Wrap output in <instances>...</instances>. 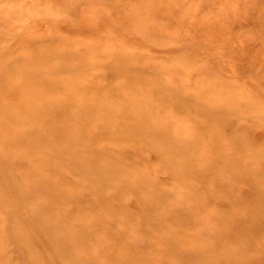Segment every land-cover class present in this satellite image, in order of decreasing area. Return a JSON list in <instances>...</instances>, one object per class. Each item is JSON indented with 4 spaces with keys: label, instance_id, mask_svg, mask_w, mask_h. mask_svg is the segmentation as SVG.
<instances>
[{
    "label": "bare ground",
    "instance_id": "bare-ground-1",
    "mask_svg": "<svg viewBox=\"0 0 264 264\" xmlns=\"http://www.w3.org/2000/svg\"><path fill=\"white\" fill-rule=\"evenodd\" d=\"M23 1H19L20 5ZM61 1L71 5L80 0ZM169 1L182 3L183 0H137L130 5L121 3L119 11L128 12L125 15L132 19L126 24L138 15H158L160 19L174 15L181 20V27L189 16L183 11L184 6L168 4ZM4 6L7 12L9 5ZM12 12L17 17L19 12ZM8 14L1 15L0 19H6ZM260 19L264 29V8ZM12 24L8 26L12 28ZM132 24L129 25L134 27ZM27 26L30 27L26 23ZM166 27L175 30L171 24ZM191 27L197 33L194 24ZM18 31L14 32L16 37L21 34ZM27 34L14 40L18 48L14 44V47L3 46L0 42V149L3 153L0 157V255L5 264H100L85 258L90 241L97 233L101 236L93 242L94 249L103 256V264H155L153 260L158 264L165 259L170 264H264V139L248 148L245 138L244 146L238 150V143L245 136L238 133L242 125L246 135L251 131L248 126L251 122L241 114L252 104L235 99L236 95L231 92L236 87H229L221 78L218 83L201 80L183 86L190 60L178 63V71L167 72L177 82L170 84L163 81L162 72L150 69L151 65H140L135 58L127 60L99 51L92 60L94 54L84 50L85 45L81 47L82 55L81 51L80 56L72 54L68 60H58L61 63L52 65L50 62L62 56L56 55L39 38L28 39L31 37L27 38ZM1 35L0 41L7 33ZM22 47L28 59L19 54L23 53ZM193 65L198 71L210 73L208 64L194 62ZM100 68L104 71L96 73L98 79L104 81L111 76L118 83L101 85L94 83L93 78L91 81L90 72ZM63 73L74 77H62ZM254 74L262 88L264 64L261 61ZM79 77H87L92 83L86 80L89 84H81ZM118 78L123 80L119 83ZM162 107L178 111L181 116L187 114L189 118L185 121L190 120L194 125L186 130L204 131L210 137L178 138L184 132L188 136L182 125V128L177 125L178 133L173 135L172 121L158 112H162ZM149 115L156 117L148 120ZM231 116L247 125L238 121L236 127L240 130L234 131L235 135L224 136ZM177 118L181 120L180 116ZM59 119H63L62 125H57ZM13 124L15 127L11 128ZM124 144L131 148L129 153L136 162L142 159V151L153 152L158 159L155 164L160 161L159 167L168 173L169 184L184 187L185 196L172 199L159 186L145 187L144 182L151 173L147 178L139 171L126 172L128 166L123 155L127 157L128 152L118 148ZM13 152L26 155L16 158L18 155L12 156ZM11 192L15 196H9ZM124 192L130 196L121 202ZM34 197L36 200L28 206L26 203ZM187 199L191 200L188 204ZM212 205L215 210H206V217H194L195 212ZM133 208L139 212V244L124 239L132 227L128 215ZM231 208H234L232 213ZM50 210L59 215L62 225L45 218ZM86 216L92 218L86 221ZM122 217L125 219L121 220ZM212 225L216 227L215 241L205 244L200 238L204 233L209 234ZM8 241L15 244L11 252L7 250ZM217 244L222 248L221 253L216 251ZM232 244L235 246L231 247ZM184 247L191 251L186 258L181 253Z\"/></svg>",
    "mask_w": 264,
    "mask_h": 264
},
{
    "label": "rangeland",
    "instance_id": "rangeland-1",
    "mask_svg": "<svg viewBox=\"0 0 264 264\" xmlns=\"http://www.w3.org/2000/svg\"><path fill=\"white\" fill-rule=\"evenodd\" d=\"M3 1L5 2L6 0H0V12L3 13L4 15L0 13V17H2L1 15L5 16V13L7 15V12H10V14H8L9 17H6L7 20L4 18L0 19V34L4 35V33H7V35L6 36L4 35V37H2L1 35L2 37V40L0 41L1 45H3L4 43L3 46L9 45V47H14L15 43H17L14 40L19 35L21 36L22 34L25 35V36L22 35L23 37H26V34L28 32L27 35L29 36H27V38L31 37L28 39L32 41L34 40L36 41V39L39 38L42 41H44V43L48 44V46L51 49L55 50L56 55L62 56L60 57L62 59H54L53 60L54 62L53 61L50 62V64L52 65H57L61 63L63 60H68L70 58L69 55L72 54L80 56L79 52L81 53V51H82L81 53L82 55L83 54L82 49L87 47L84 50H87L88 53H90L91 51V55L94 54L93 56H91L93 57L92 60H95L94 56H96L99 51L110 52L113 56L117 55L118 58L119 57L126 58L127 60L135 58L136 59L135 61H139L140 65L142 64L147 66L151 65V67H149L150 69L162 72L163 74L162 77L164 82H168L170 84L175 85L177 84V82L172 81L171 78H169L167 72L170 70L178 71L179 64L182 61L190 60L191 65L194 67H195V65H193L194 62L197 65L208 64L210 73L205 72V70L203 69L198 71L196 70V68L191 67V65L187 66L185 72L186 81L182 85L188 86L192 84L193 81H201V80H208L210 83H218L221 81L220 80L221 78L224 84L228 85L229 87H231V85L236 87V89L235 90L232 89L231 92L232 94L234 93L236 95L235 96L233 94L235 96V99L242 101L244 103L247 102L249 105L250 103L252 104L251 107L246 106L244 112L241 114V116L246 117L247 122L248 121L251 122L248 123V126L250 127L251 131L249 132V136L246 135V133L244 132L245 128L243 125H242L243 128H241V130L238 127H236L238 121L241 123L244 122L240 120L236 121L235 116H231L229 118L231 119L230 126L228 127L227 134L225 133L224 136L235 135L234 131L237 132L238 130H240L238 131V133H240V136H244V135L245 136L244 138L242 137L243 139L241 138L240 143H238V150L242 149V147L245 144L244 141H246V139L248 141L247 142L248 148H250L253 142L263 141L264 139V119H263L264 80L262 82L263 87L260 88L256 83L258 81L254 74V70L256 71L258 70L259 61H261L264 64V29H263V23L260 19L262 8H264V0H238V1L204 0V2H198V1L192 2V0H183L182 3L176 1L167 2L168 4L173 3L176 4L178 7H182V8L184 6L183 11H185V13L188 14L189 17H185V19L183 18L184 23L181 24V27L179 24L181 20L178 19V16H174V15H168L167 16L168 18L165 19H160L158 15H148V16L138 15L134 17L133 21L126 24L125 23L126 21H130L132 19L127 18L128 15H125L128 12L125 13L123 11H119L122 10L120 8V4L123 3L125 5H130L136 3L137 0H118L115 3L110 0H80L78 1V3L74 2L71 5L65 4L61 0H59L60 2H58V0L54 1V2H58L56 4L53 3V0L40 1L42 2V4L39 2V0H37L41 5H39L36 0H28V1L24 0L25 2L23 0H10L11 2L7 0L5 4ZM19 1H23L24 3L21 2L20 5ZM34 3H36V5ZM16 4L19 5L16 6V8L18 7L17 10L16 8L13 9L14 5ZM51 4H53V6ZM4 5H6V7H8L9 5V9L6 8L7 12H5V8H3L5 7ZM51 6L54 8H52ZM20 8H21L20 11L21 14L19 12ZM107 8H109L108 11H106ZM115 8L117 9L114 10ZM7 9L8 10L12 9L13 10L12 14L14 13V11L19 12L18 14L15 13L17 14V17L15 15L14 16L15 19H14V17L11 15L12 10L8 11ZM30 9L35 12L32 13ZM25 10L28 12H25ZM177 10L180 9L177 8ZM217 10H219L218 17L220 18H217V12H218ZM182 14L184 15V13ZM224 15H225V19L222 18ZM23 17H25L26 21L23 19ZM12 18L14 20H12ZM2 21H4V23H1ZM20 21L24 23H21ZM132 22H133L132 25L134 27H131L129 25ZM12 23L17 26H14ZM26 23L30 25L31 28L29 26H27L28 28H26L25 27ZM177 23L179 24V26ZM8 24H12V28L10 25L8 26ZM166 24H171L175 30H173L172 27H166ZM191 24H194L195 29L198 30V31L196 30L197 33L193 30L194 28L191 27ZM20 25L22 26V28L20 27ZM32 25L34 26L33 28ZM23 27H25L27 30L25 28H24L25 30H21L23 29ZM18 29H20L23 32H21L20 30L18 31ZM17 31L20 32L21 34L18 33L19 35H17L16 37L15 33H17ZM12 32L15 33L12 34ZM8 34L9 35L12 34L11 35L12 37L11 36L9 37ZM251 34L254 36L253 38ZM195 35H198L199 37ZM7 37H9L10 39ZM248 37L251 38L246 40V38ZM7 40H9L8 41L9 43L7 42ZM17 45H15V47H17ZM83 45H85V47ZM22 48L24 49L23 53L25 54H23L20 51L19 54L24 56V58L28 59L26 52H24L25 48L24 47ZM102 55L103 54H101V56ZM58 60H60L61 62ZM145 62H148V64L147 63L145 64ZM138 63L136 65H139ZM176 63L177 64L179 63L178 66ZM76 64L77 65H74L75 67L78 66V63ZM165 64L168 66H166ZM22 68L24 69L26 67L23 66ZM17 71L20 72L23 70L18 69ZM92 71L93 72H90L92 74L90 75L92 76L90 77V80L91 78H93L92 80H94L93 81L94 83H101V85H105V84L113 85V83L115 85L116 83H118L116 80L111 78V76H108V79L104 81L98 79V75L104 71L101 68ZM96 73L99 74L96 75ZM67 76L70 78L74 77L72 75L69 76V73H65V75L64 73L62 74V77H67ZM176 76L178 77L179 75ZM78 79L79 82L81 81L80 82L81 84L82 83L89 84L90 82L89 78L87 77L85 78L83 77V79L79 77ZM118 79H119V83L123 80L121 78ZM86 80H89V82ZM103 82L105 84H102ZM148 99H146L145 101H148ZM162 108H163L161 109L162 112L160 111L158 112L162 114L164 113L163 114L164 118L165 119L169 118V121L170 122L172 121L171 127L173 128H170V130L173 133V135L176 132L178 133V128L179 127L182 128L181 125L184 127L182 128L184 131L188 128L193 127L194 123L190 120L187 121L189 117L186 116L187 114L185 112H182L186 114L185 115L186 117L183 115L184 116V120H183V116H181L180 114L178 115L179 113L178 111H177L178 113L176 111H172L171 108L169 107H162ZM170 113L171 114L173 113L174 115L172 116ZM175 113L177 114L175 115ZM150 116L151 115L148 116L149 117L148 120L153 119L154 116L156 117V115L152 116V118ZM179 116L181 120L177 118ZM185 119L187 120L185 121ZM59 120L61 122L57 121V125L59 124L62 125L63 119H59ZM175 120L177 124L174 123ZM179 120L181 121V123L180 122L178 123ZM183 123L186 125H184ZM173 124H175L176 126ZM251 124L254 125L252 126ZM177 125L180 126L177 128ZM13 127H15L14 124L12 125L11 128ZM186 131L188 136L184 132L183 134L181 133L183 136L179 134L178 138H183V137L190 138L191 136L192 139L194 137L193 135H195V137L197 138L199 136V139L210 137V135L206 134L204 131L202 132L199 131L197 133L196 132L194 133L192 129H190V131L188 130ZM172 144L173 142L167 145L166 147H170V145ZM124 145L125 146L118 145V148L122 149L123 152L125 151L128 152L126 153L127 157L125 154L123 155L124 158L121 157L125 161V164L128 166L127 168H125L126 172H130L134 174L139 171L147 178L150 177V175L152 174L153 176L151 175L150 178L145 180L144 182L145 187H150L154 185L159 186L161 190L167 192L172 199L174 198V196L175 198H180V196H185L186 189L184 187L180 185L171 186V184H169L170 182L168 180L169 178L168 173L162 168V166L159 167L161 164L160 161L157 162V164H155L156 163L155 161H158V159L155 156V154H153V152L151 153L153 155H151L150 152H146L145 150H144L145 152L142 151L141 160L143 159L144 160L143 161L140 160L141 162L140 161L136 162V159H134L133 156L129 153L131 148L128 147V144H124ZM248 148L246 150H248ZM23 153L24 152L19 153L17 154L18 155L17 156L16 153L13 152L12 156L14 155L15 157L17 156L16 158H20L21 157L20 155L21 154L23 155ZM142 153H144V155ZM24 155L26 154L24 153ZM1 156L3 157V153L0 149V157ZM153 167L155 168V170H153L154 169ZM217 167L219 168L220 165L218 164ZM163 173L165 174V176ZM119 175L122 178L126 177L125 174H119ZM53 177H55V175ZM9 196H15V192L9 193ZM129 196H130L129 193L124 192L122 194L123 199L122 198L120 199L122 200L121 202L127 201L129 199ZM35 200L36 198L34 197L30 199V201L27 202L26 204H28L29 206ZM147 200L148 199H146L145 201L147 202ZM190 202H191L190 199L186 200L187 204ZM26 204L24 205V207L28 208ZM212 206H209L210 208L209 207L203 208L204 210L203 209L198 210L199 211V212L197 211L198 213L197 212L194 213V217L195 218L200 217L201 219L202 216L206 217L207 211L215 210V206L214 205ZM133 209L129 210V215H128L129 219L132 221L131 224L132 227H130V231L124 235V239L132 240L134 243L139 244L141 242V234L138 231V226H137L139 219V212L137 211L136 208ZM233 209L231 208L229 209V211L232 213V211H234ZM1 213L3 214L4 212L1 211ZM45 218L54 219V221H56L58 225L63 224L62 219L54 210L47 211L45 214ZM91 218H92L91 216L85 217L86 221H89ZM124 219L125 218L123 217L121 218V220ZM202 226L203 225H201V227ZM209 228H210L209 234L204 233L202 235V238H200V240L205 241V244H207L206 242L213 244L215 241L213 235L216 232L215 231L216 227L212 225L209 226ZM100 234L101 233H97L94 236L95 238L92 241H90L91 243L89 244L88 252L86 253L85 258L95 259L96 262L103 264L104 258L101 254H98L96 252L93 243L101 236ZM6 245H7V250L11 252V248H13L15 244L11 243V241H8ZM217 246L218 247L216 251L218 253H221L222 248H220L218 244ZM234 246L235 244L231 245V247ZM190 252L191 251L186 247L181 248V253L184 256V258L189 256L191 254ZM153 261L156 264L157 260H153ZM157 263L170 264V262L167 259L161 261L159 260V262ZM0 264H5L2 255H0Z\"/></svg>",
    "mask_w": 264,
    "mask_h": 264
}]
</instances>
